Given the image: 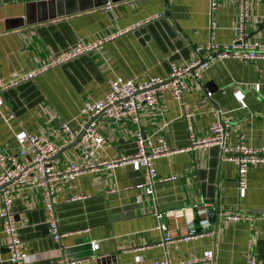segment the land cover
<instances>
[{"label":"crops","instance_id":"obj_1","mask_svg":"<svg viewBox=\"0 0 264 264\" xmlns=\"http://www.w3.org/2000/svg\"><path fill=\"white\" fill-rule=\"evenodd\" d=\"M102 1L0 0V81L36 69L78 42L99 41L86 53L0 89L3 148L13 150L16 137L24 133L40 134L59 147L53 157L57 167L79 162L75 138L70 140L60 127L68 123L79 134L87 121L79 115L83 102L101 98L110 79L141 82L166 77L170 63L181 65L196 57L194 46L229 41L240 5L248 37L264 43V0H212V11L210 0H108V9L99 4ZM185 83L182 99L192 111L189 130L180 105L166 89L159 93L155 108L139 106L137 123L104 118L94 122L104 137L95 153L100 159L134 153L137 129L149 135L153 145L154 136L163 135L172 151L152 160L156 173L152 194L134 187L143 181L142 170L128 164L62 180L52 200L60 233L54 240L48 233L41 190H13L11 209L21 264H54L58 248L64 258L82 260L77 264H151L163 258L177 264L199 258L207 249L213 251L212 259L194 264H244L249 236L258 264H264V166L248 168L245 188L240 190L234 164L220 161L216 146L188 147V134L206 135L216 119L214 109L225 111L229 120L227 143H236L242 135L247 146L264 144V59L221 58L198 79L187 75ZM233 88L244 94L243 106ZM2 114L12 117L4 121ZM200 203L210 206L212 233L162 245L154 212ZM225 213L250 219L227 220ZM1 223L0 219V264H9ZM111 255L113 261H96Z\"/></svg>","mask_w":264,"mask_h":264},{"label":"built area","instance_id":"obj_2","mask_svg":"<svg viewBox=\"0 0 264 264\" xmlns=\"http://www.w3.org/2000/svg\"><path fill=\"white\" fill-rule=\"evenodd\" d=\"M242 0H240L241 2ZM109 4L104 6L105 9ZM214 3L210 0V10ZM244 15L242 6H239L237 21L233 27L234 36L227 42L215 43L207 41L202 45H196L193 50L196 57L184 64L170 63L166 77H150L145 81L138 82L134 78L120 81L110 79L107 81L108 90L99 99L93 102H83L79 109V115L87 117L86 123L81 127L76 142L80 154V161L57 167L53 157L59 150L46 136L40 134L24 133L16 137V146L8 150L0 145V219L2 221V232L4 234V247L6 260L9 264H21L22 250L20 238L17 232V223L11 209V193L14 189L38 188L42 194V206L46 213V224L49 235L58 240L60 233L57 230L56 219L53 214L52 200L58 183L62 180H71L76 175L84 172L100 173L103 170H111L117 166L130 165L133 170H142L143 181L134 185L135 188H143L146 194L153 193L155 181V169L152 160L160 155L169 154L172 150L167 145L163 135L156 134L153 145L149 135H145L140 129L134 133L135 151L131 155H114L108 159H100L96 156V150L101 147L104 137L95 130L96 118H104L113 122L127 119L137 123V109L140 105L155 108L158 104L159 93L166 89L173 100L178 102L181 114L187 123L189 130V118L192 111L182 99V93L186 89L185 77L191 75L198 79L200 73L208 68L211 63L221 58H233L239 61H250L253 59H264V43L252 40L248 37L244 28ZM214 21L210 19V30L213 32ZM99 41L90 44L76 43L65 53L52 56L45 64L28 71L17 77L0 81V89L17 85L21 81L32 79L38 72L59 66L63 62L91 50ZM207 97L210 92L205 93ZM232 94L237 102L243 106L244 94L239 89H232ZM2 99L0 97V106ZM264 108V99L262 100ZM216 119L208 126L207 133L201 138H194L188 134L189 148L216 146L219 149L220 161H230L236 169V184L242 190L246 185V172L248 168L264 166V144L258 147L245 145L238 136L234 144L226 142V129L229 120L225 111L213 110ZM4 121L12 117L11 114L3 115ZM61 131L70 139L76 137L68 123L60 127ZM26 159L21 161V159ZM174 178L173 176L169 177ZM163 179L158 178L157 181ZM210 206L206 203L189 205L164 211L156 210L154 216L157 219V230L161 233V244L185 242L194 237L211 234L209 229ZM223 217L227 220H238L240 218L250 219L247 215L237 213H225ZM165 218L169 224L162 221ZM179 222L182 224L180 225ZM179 228V232L176 229ZM253 238L249 236L246 241L244 253V264H258L252 252ZM93 248V244H92ZM54 264H77L82 260L66 259L63 250H55ZM213 251L207 249L199 258L183 261L177 264H194L197 261H210ZM151 264H173L166 258L155 260Z\"/></svg>","mask_w":264,"mask_h":264},{"label":"water","instance_id":"obj_3","mask_svg":"<svg viewBox=\"0 0 264 264\" xmlns=\"http://www.w3.org/2000/svg\"><path fill=\"white\" fill-rule=\"evenodd\" d=\"M107 1L108 0H103L101 3H99L100 5H105L106 3H107ZM107 5V4H106ZM105 5V6H106ZM78 137H79V134L75 137V143L77 142V139H78ZM115 257H114V255H111V256H109V257H98V258H96V261H100L101 263H103V262H105V261H108L109 259H111V261H113V259H114Z\"/></svg>","mask_w":264,"mask_h":264}]
</instances>
